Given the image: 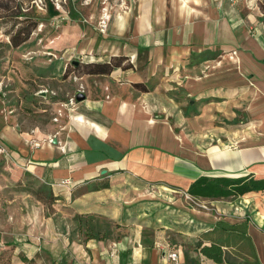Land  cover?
Returning <instances> with one entry per match:
<instances>
[{
	"label": "crops",
	"instance_id": "crops-1",
	"mask_svg": "<svg viewBox=\"0 0 264 264\" xmlns=\"http://www.w3.org/2000/svg\"><path fill=\"white\" fill-rule=\"evenodd\" d=\"M237 1L137 0L131 10L116 12L107 37L91 35L87 26L78 49L98 48L101 54L82 60L80 68L110 57L123 60L110 73L81 75L86 94L84 88L78 115L70 117L71 130L29 152L27 132L1 128L8 150L20 159L30 154L33 170L28 171L47 185L69 180L70 188L51 189L71 228L79 231L82 217L110 223L105 236L58 237L48 250L54 264H264V191L214 199L187 194L200 176L264 178V128L247 134L245 129L237 138L227 133V145L176 131L200 127L203 119L180 113L197 112L203 92L211 97L200 110L212 111L206 127L218 125L214 113L233 119L228 108L235 91L251 94L243 78L231 89L230 81L237 79L224 68L216 76L201 71L216 58L225 65L230 51H236L255 87L264 90V21L252 12L243 16ZM182 96L195 101L188 100L184 108ZM170 112L177 113L172 118ZM187 198L209 201L210 211L185 206ZM174 210L187 220L174 219ZM238 233L249 251L240 263L227 259L238 250L228 238ZM61 239L67 248L59 246ZM212 242L221 244L222 262L201 253ZM175 250L172 260L169 254Z\"/></svg>",
	"mask_w": 264,
	"mask_h": 264
},
{
	"label": "rangeland",
	"instance_id": "rangeland-1",
	"mask_svg": "<svg viewBox=\"0 0 264 264\" xmlns=\"http://www.w3.org/2000/svg\"><path fill=\"white\" fill-rule=\"evenodd\" d=\"M238 1L243 16L252 12L256 18L264 21V0ZM48 3L56 11L53 16L48 14ZM37 4L40 8L34 4L35 8L29 10L35 13L39 24L25 43L12 48L0 32V130L4 125H10L18 131L27 132L29 152L40 147L43 141L52 143V136L57 137L59 132L70 131V117L78 115L77 101L74 106L65 105L81 84L85 88L81 76L74 73V62L79 64L82 60H93L101 54L98 48L89 49L88 53L79 51L81 31L88 26L92 28L91 35L97 32L107 37L116 12L131 10L137 0H64L63 6L59 3L57 6L56 0H37ZM103 20L105 28L101 27ZM253 33L257 35V32ZM228 58L225 65L216 58L207 63L211 67H203L201 71H210L216 76L224 68L231 78L237 79L230 81L231 89L237 85L238 78H243L247 86L252 87L251 94L239 96L235 91L233 97L229 98L232 104L228 108L235 114L233 119L227 120L220 113H214L218 125L208 123L206 127L205 122L210 120L212 111L202 114L200 110L205 108L211 97L203 92V96L197 99L198 109L194 110L197 112L180 113L193 119H203L199 123L200 127L176 131L199 141L227 145L231 142L227 133L237 138L245 129L247 134V130L264 128V90L255 87L235 50L228 53ZM178 98L176 100L179 101ZM188 100L194 102V96H182L179 102L187 108ZM176 113L169 114L173 118ZM195 113L201 116L197 117ZM205 115L209 118L205 119ZM39 132L45 136L38 137ZM3 140L0 136V264H54L48 250L58 237L75 234L84 240L90 233L105 236L109 232L110 223L93 216L82 217L79 222L74 217L80 229L77 231V227L71 228L69 219L62 216L55 199H47V202L38 200L35 191L40 184L45 183L34 171H28L33 170L29 169L31 163L27 160L30 154L20 159L3 146ZM184 200L185 206L202 211H210L212 206L209 201ZM173 214L178 222L187 220L184 212L174 210ZM228 239L237 244L238 250L228 254L227 259L242 262L244 253H249L246 240L239 233ZM59 244L67 248L66 241L61 239ZM187 249L183 248L185 251Z\"/></svg>",
	"mask_w": 264,
	"mask_h": 264
},
{
	"label": "trees",
	"instance_id": "trees-1",
	"mask_svg": "<svg viewBox=\"0 0 264 264\" xmlns=\"http://www.w3.org/2000/svg\"><path fill=\"white\" fill-rule=\"evenodd\" d=\"M33 0H0V32L6 37L7 45L16 48L25 43L37 28L39 20L33 11L35 8ZM61 5L62 0H60ZM49 16L56 14L51 3L47 5ZM123 57H110V60L104 62H89L79 64L75 67V75L81 76L88 74H107L114 67L121 66ZM124 67H129L126 65ZM139 87V84H136ZM144 90V88H142ZM4 146V145H3ZM7 149V147L5 146ZM251 191H264V178H254L252 176L229 177H207L200 176L195 179L188 187L187 194L193 197L202 198H228L243 195ZM38 200L47 202V199L54 200L50 185L40 184L35 191ZM47 197V198H46ZM233 227V226H230ZM88 237H98L95 233H90ZM201 253L215 261H223V252L220 243L212 242L200 248Z\"/></svg>",
	"mask_w": 264,
	"mask_h": 264
},
{
	"label": "built area",
	"instance_id": "built-area-1",
	"mask_svg": "<svg viewBox=\"0 0 264 264\" xmlns=\"http://www.w3.org/2000/svg\"><path fill=\"white\" fill-rule=\"evenodd\" d=\"M39 1L41 2V0H39ZM62 1H64V0H62ZM32 2L37 7L40 8V6L37 4V0H33ZM58 3L61 5L60 0H56L57 6H58ZM101 24H102L101 25L102 28H105L106 27L105 20L101 21ZM77 92H82V93L84 92V86L82 84L78 87ZM75 103H76V100H75V94H74L72 97H70L68 99V101L65 103V105H72V106H74ZM50 186H55V187H62V186L64 187V186H66V187L70 188V182H69L68 179H60L58 181H55V182L51 183ZM178 251L179 250L172 251L169 254V258L172 259V260H175L177 258V255H178Z\"/></svg>",
	"mask_w": 264,
	"mask_h": 264
},
{
	"label": "water",
	"instance_id": "water-1",
	"mask_svg": "<svg viewBox=\"0 0 264 264\" xmlns=\"http://www.w3.org/2000/svg\"><path fill=\"white\" fill-rule=\"evenodd\" d=\"M74 64H77V62H74ZM85 99V94L84 93H82V92H77L76 94H75V100L77 101V102H80V101H82V100H84ZM52 142L53 143H56L57 141H56V139L54 138L53 140H52Z\"/></svg>",
	"mask_w": 264,
	"mask_h": 264
},
{
	"label": "bare ground",
	"instance_id": "bare-ground-1",
	"mask_svg": "<svg viewBox=\"0 0 264 264\" xmlns=\"http://www.w3.org/2000/svg\"><path fill=\"white\" fill-rule=\"evenodd\" d=\"M81 120V119H80Z\"/></svg>",
	"mask_w": 264,
	"mask_h": 264
}]
</instances>
